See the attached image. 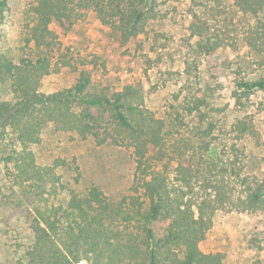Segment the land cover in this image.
<instances>
[{
    "label": "trees",
    "instance_id": "16d2710c",
    "mask_svg": "<svg viewBox=\"0 0 264 264\" xmlns=\"http://www.w3.org/2000/svg\"><path fill=\"white\" fill-rule=\"evenodd\" d=\"M230 1L244 15L264 16V0ZM156 3L33 0L23 36L29 51L23 48L17 60L0 53V84L13 95L0 101V159L9 193L4 200L0 197V210L6 203L23 208L21 216L31 233L22 256L11 264H75L81 259L89 264H228L224 253L204 252L199 245L216 212L264 211V177L245 171L239 146L249 136L264 147L249 114L235 118L222 137L217 122L201 110L205 100L192 97L188 111L196 110L195 122L180 131L182 118L159 117L147 107L141 82L120 90H90L86 70L68 88L39 91L41 79L67 63L52 61L58 34L51 24L66 32L92 12L125 44L146 32L156 17ZM190 19L196 51L210 55L224 46L198 14L191 13ZM240 40L248 52H264V21L248 26ZM236 86L235 102L244 106L242 95L264 93V77L240 79ZM260 104L264 111V100ZM48 127L130 149L134 169L128 189L105 194L92 184L75 190L57 170L65 166L63 161L38 163L31 146Z\"/></svg>",
    "mask_w": 264,
    "mask_h": 264
},
{
    "label": "rangeland",
    "instance_id": "374dc122",
    "mask_svg": "<svg viewBox=\"0 0 264 264\" xmlns=\"http://www.w3.org/2000/svg\"><path fill=\"white\" fill-rule=\"evenodd\" d=\"M3 2L0 53L17 60L24 55L23 48L29 51L24 47L23 36L29 18L27 9L33 0H0ZM155 9L156 17L149 20L146 32L125 44L92 12L66 32L51 24L58 34L52 61L67 63L58 72L45 75L39 91L50 93L72 86L80 70L90 73L93 83L90 90H120L124 84L139 81L147 107L159 117L182 118L180 131L186 132L188 125L195 122L197 112H189L188 108L191 98L199 97L207 103L201 110L208 111L217 122L218 132L223 130L220 136L226 135L235 118L249 114L264 138V111L260 104L264 93L242 95L240 101L244 106L236 103L234 97L238 80L264 77V52H248L240 40L246 28L258 20L264 21V16L244 15L230 0H157ZM193 12L223 40L224 46L213 54L203 55L195 49L197 37L190 36L188 29ZM12 98L7 87L0 84V101ZM239 146L245 154V171L264 177V147L249 136L242 138ZM31 149L40 164H50L55 159L63 161L65 166L57 170L75 190L83 191L93 184L105 194H116L130 186L134 161L131 150L123 146L98 144L91 137L82 139L76 133L48 127L42 132L41 141ZM3 171L0 159V197L4 200L9 193ZM22 209L6 203L0 210V264L15 263L30 242L31 233L21 216ZM199 245L204 252L224 253L228 264H250L256 259L264 264V211L247 215L219 210L210 232Z\"/></svg>",
    "mask_w": 264,
    "mask_h": 264
},
{
    "label": "built area",
    "instance_id": "2783aa9c",
    "mask_svg": "<svg viewBox=\"0 0 264 264\" xmlns=\"http://www.w3.org/2000/svg\"><path fill=\"white\" fill-rule=\"evenodd\" d=\"M85 262L83 260H80L79 262H77L76 264H84Z\"/></svg>",
    "mask_w": 264,
    "mask_h": 264
}]
</instances>
